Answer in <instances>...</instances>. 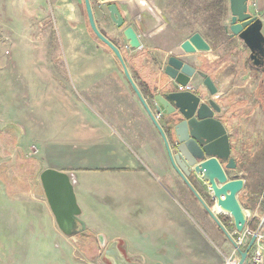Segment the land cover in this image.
Instances as JSON below:
<instances>
[{"label": "crops", "instance_id": "1", "mask_svg": "<svg viewBox=\"0 0 264 264\" xmlns=\"http://www.w3.org/2000/svg\"><path fill=\"white\" fill-rule=\"evenodd\" d=\"M2 1L0 10L4 18L0 22H54L61 51H45L42 44L37 47L39 51L32 52H41L43 66L20 73H16L13 50L7 53L14 75L5 86L0 84L3 93V97L0 95V147L5 153L22 158L36 155L41 173L51 168L69 174L75 191L79 185L75 171L100 173L106 182L103 188L108 185L106 180L120 179L123 187L117 185V188H124L123 192L117 195L102 192L99 203L105 207L113 202L117 211L115 218L107 216L105 221H97L94 217L97 211L91 205L78 204L80 220L87 231L97 236L98 249L103 250L102 264H238V252L200 202L205 211L202 219L179 209L181 205L175 199V205L169 200L168 195L173 199L171 190H174L189 206L187 187L171 164L160 133L116 56L84 30L81 24L86 22L84 0ZM90 2L99 30L121 51L132 79L156 114V96L165 92L164 69L168 58L182 56L187 63L199 66L200 54L185 56L181 44L196 32L207 42L209 39L198 29L189 31L175 25L174 19L164 12L163 0H113L129 21L126 27L133 26L139 35L142 47L133 50L123 36V29L117 28L106 9L105 5L112 0ZM258 4L264 30V0H258ZM228 44L230 51L219 49L213 57L218 69L212 74L206 73L218 89L215 99L230 116L224 124L234 137L237 169L228 174L231 179L238 177L245 182L239 201L247 213L246 228L256 219L264 234V74L250 66L249 51L241 41L228 36ZM233 45L245 49L248 68L239 69L238 63L243 59L231 49ZM212 51H215L213 47ZM65 60L67 66H63ZM14 77L21 85V98L18 96L16 101L12 100L19 94L13 86L16 85ZM200 80L191 84L193 90L200 89L196 87ZM46 91L53 92L52 98H48ZM50 103H62L69 110L55 120L62 126L57 133H52L56 132L54 127L52 131L41 130L44 122L39 115ZM159 122L168 132L165 118ZM64 135L68 141L59 144V136ZM159 150L164 153L162 159L158 156ZM5 163L0 161V167ZM41 173L38 184H41ZM174 177L185 188L182 195L181 184ZM12 181L0 178V264H59L60 259L55 257L60 254L59 242L52 246L54 242L39 241L42 235L56 241L62 236L44 191L30 193L28 180L13 181L16 185ZM208 206L212 207L213 203ZM217 216L225 221L230 234H234L233 220L225 215ZM106 223L113 225L112 231ZM237 236H234L236 243ZM99 237L102 238L99 240ZM262 247L264 254V241ZM52 250L56 252L52 254L54 259L40 254L36 256L38 263L29 262L30 252ZM245 264L250 263L246 260Z\"/></svg>", "mask_w": 264, "mask_h": 264}, {"label": "water", "instance_id": "2", "mask_svg": "<svg viewBox=\"0 0 264 264\" xmlns=\"http://www.w3.org/2000/svg\"><path fill=\"white\" fill-rule=\"evenodd\" d=\"M229 1L232 18L231 22L225 25V31L231 39L236 38L243 43L250 52V60H253L254 65L258 67L259 62L256 59L261 57L264 60L262 18L249 10V0ZM84 2L89 26L94 36L116 56L121 64L126 78L160 133L174 169L190 186L210 218L234 246L240 256L238 264H245L256 238L253 237L244 250L234 239V236L242 234L247 226V213L239 201L245 182L238 177L231 179L228 174L229 171H235L237 165L235 157L232 156L228 130L220 120L223 109L220 102L215 99L218 89L212 78L180 57L171 56L165 63V92L156 96V114H154L132 79L121 51L99 30L90 0ZM108 11L117 28L123 29V36L130 48L139 50L142 47L139 35L133 26L126 27L118 6L115 3L110 4ZM181 50L185 56H189L208 53L212 51V47L201 33L196 32L181 44ZM196 77L203 80L204 91L179 90V86L191 85ZM157 114L165 118L168 132L157 120ZM192 174L209 189L212 207L208 206L190 185L188 177ZM40 181L62 232L70 235L75 231L85 230V224L79 218L81 209L71 176L49 168L41 173ZM217 215H225L233 220L236 229L234 234H230Z\"/></svg>", "mask_w": 264, "mask_h": 264}, {"label": "rangeland", "instance_id": "3", "mask_svg": "<svg viewBox=\"0 0 264 264\" xmlns=\"http://www.w3.org/2000/svg\"><path fill=\"white\" fill-rule=\"evenodd\" d=\"M164 2V12L168 14L171 19H174V24H179L185 29L189 31L199 30L205 33L206 37L209 39L210 42H208L212 47L214 48V52L210 51L208 53H199V60L198 64L201 65V70L203 72H209L212 74L213 70L218 69V64H213V57L218 53L219 49H225V51H230V44H228V36L226 35L223 26L224 24H227L230 19V1L229 0H163ZM253 1V0H251ZM3 1L0 2V9H3ZM3 10H0V19H3L2 12ZM86 22L83 23L84 30L92 36V38H97L92 33V30L89 26L88 17L87 14H85ZM40 24H43V27H41ZM80 25V24H79ZM57 30L54 26V22H0V68H3L0 70V84L1 86H5V82H8L14 75L13 68L16 66V73H20L21 70H27V69H34V68H40L43 66V59L41 52L36 53L32 52V50H38L37 47H42V44H45L43 49L45 51H52L54 53L61 51V46L59 43L58 35L56 36ZM84 33V32H83ZM262 33L264 35V30H262ZM21 34V36H20ZM22 35L24 42L22 40ZM22 40V41H21ZM21 41V42H20ZM39 45H38V42ZM97 42L101 44L100 41L97 40ZM60 46V47H59ZM105 49L110 51L107 47L104 46ZM235 52H237V55L243 59L238 64H240L239 69H246L247 67V53L244 48H241L240 46L233 45L231 47ZM13 50V61L14 66L10 64L9 62V56L7 53H11ZM39 51V50H38ZM51 52V53H52ZM111 52V51H110ZM213 52V53H212ZM112 53V52H111ZM113 54V53H112ZM7 55V56H6ZM115 57V55L113 54ZM224 57V55H223ZM116 58V57H115ZM117 60V59H116ZM62 61V60H60ZM65 64L63 66H67L68 62H64ZM63 64V62H62ZM237 64V65H238ZM54 66V65H53ZM118 66L120 64L118 63ZM6 67V68H5ZM121 67V66H120ZM248 68V67H247ZM218 72V71H216ZM31 77V76H29ZM37 77V76H36ZM17 78V76H16ZM14 83L16 85H13L18 90V95L15 97H12L13 101L17 100V97L19 96L21 98L20 94V82L19 80L15 81L14 77ZM4 84V85H3ZM36 84V83H35ZM34 84V85H35ZM9 84H7V87ZM200 90H205V88L201 85ZM12 94V93H11ZM46 94L49 96L48 98H52L53 92L52 91H46ZM1 97H3V93L0 92ZM33 95V92H30V96ZM5 97V96H4ZM217 97V96H216ZM47 100V99H46ZM4 102V101H3ZM18 102V101H17ZM55 103H50L46 105L45 109L43 110V113H41L39 118L42 119L44 122V125L41 126V130L43 132H46L47 130H51V127L55 128L56 130L61 131L62 126L55 123V120L58 118V115L63 116L64 112H69L68 108L63 106L62 103L55 104L57 106H53ZM37 110V109H36ZM52 131V130H51ZM59 131H52V133H57ZM46 134V133H45ZM0 136H2V133H0ZM2 137H0L1 139ZM33 143H37L36 138H32ZM56 139V138H55ZM59 144L64 143V141H68L66 136H59L58 138ZM8 141V140H7ZM55 142H58L55 140ZM1 143V140H0ZM9 143V141L7 142ZM30 145V142H28ZM69 144V143H68ZM61 146H65L62 144ZM62 149V148H61ZM60 149V150H61ZM162 152V151H161ZM31 154V153H30ZM158 156L161 157L164 156V153H160V150L158 152ZM155 156V154H152ZM23 158L18 154H7L4 152L3 148L0 147V161L6 162L3 167H0V178L2 181L4 180H13L14 182L17 180H23V181H29L30 187V193L35 194H43V190L41 187V184H38L39 181V174L41 173V165L37 161L36 155H27ZM75 174L78 178L79 185L76 188V197L78 204L81 206V203H87L88 206L91 205L92 209L96 210L97 213H94V217H96L98 220H106L107 216L115 218L116 214V205L113 202H109L107 206L101 207L99 205L100 203V197L102 195V192L110 193V195L114 192L116 195L119 191L123 192L124 188H117V185L119 187H123L122 183L119 180H106L108 185H105L103 188L102 184H105L106 182L102 178L100 173H97L95 171H75ZM176 178V177H174ZM12 181V182H13ZM177 183L179 184V179L176 178ZM13 182L14 185H16ZM18 184V183H17ZM179 187V193L185 192V188L183 187V184L180 183ZM32 187L33 191H32ZM181 188V189H180ZM173 191V199H171L170 195L166 194V196H169V200H173V204L175 205V201L179 202L181 205V208L183 209L187 214L196 217L199 216L202 219V216L205 217V211L201 208L202 206L198 203V201L194 200L190 194H186L188 199L190 200L189 206L185 203L183 199L180 198L178 194H176ZM167 196V198H168ZM83 199H85L83 201ZM175 199V201H174ZM83 201V202H82ZM175 202V203H174ZM183 211V212H184ZM108 212V213H107ZM264 214V209L262 211V215ZM191 216V215H190ZM262 219V218H261ZM208 220V219H207ZM208 222V221H207ZM114 224L116 225V219L114 220ZM103 228H105L104 223H102ZM109 225V230H113V225ZM214 226V225H213ZM216 226V225H215ZM107 230V228H106ZM48 236L42 235L41 239L39 241H46L48 242H54L55 244H52V246H57V242L60 244V254L55 255V257L60 259L59 264H102V257L103 250L98 249L99 241L97 240L96 235H92L89 231L86 229L80 232H74L73 234L67 235L64 232H62L61 240L56 241L55 239L52 240V237L47 238ZM48 239V241L46 240ZM100 240V238H99ZM56 254L55 251H43V252H30L29 262L30 263H38L37 255L40 257V254H43L44 257H47L50 255L52 257V254ZM105 254V252H104ZM53 258V257H52ZM54 259V258H53ZM56 261V260H55ZM41 262V261H39ZM48 262V261H45Z\"/></svg>", "mask_w": 264, "mask_h": 264}, {"label": "flooded vegetation", "instance_id": "4", "mask_svg": "<svg viewBox=\"0 0 264 264\" xmlns=\"http://www.w3.org/2000/svg\"><path fill=\"white\" fill-rule=\"evenodd\" d=\"M113 3H115V2H111L110 4H113ZM110 4H106L105 6H106V9H107V11H108V6L110 5ZM117 6H118V4L117 3H115ZM118 8H119V6H118ZM119 10H120V8H119ZM249 10L252 12V8H251V0H249ZM121 12V11H120ZM108 13H109V11H108ZM122 14V13H121ZM231 15V14H230ZM109 16H110V13H109ZM123 16V15H122ZM261 16V15H260ZM111 18V17H110ZM123 18H124V21L125 22H129L128 20H126V18L123 16ZM231 16H230V19H229V21L228 22H231ZM112 20V19H111ZM113 22V21H112ZM228 24V23H227ZM227 24H224V26H223V29H224V31H225V25H227ZM225 33H226V31H225ZM228 36H230L228 33H226ZM248 50V49H247ZM249 51V50H248ZM180 58L182 59V60H184L183 59V57L182 56H180ZM257 62H259L258 64H259V66L257 67V66H255L254 65V61L253 60H250V52H249V55H248V61H249V64H250V66L254 69V70H256V71H258V72H260V73H263L264 74V60L261 58V57H258L257 59ZM185 61V60H184ZM186 62V61H185ZM192 66H194V67H196L198 70H201V65H199V66H197V65H195V64H192ZM202 71V70H201ZM197 79H199V77H196L194 80H193V82L195 83L196 82V80ZM201 82L200 83H198L197 85H196V87H200L201 85H203V80L201 79L200 80ZM196 88H194V90H195ZM222 109H223V106H222ZM228 115L229 114H227V112H226V110H224L223 109V113H222V115L220 116V120L221 121H223L224 123H225V120H229V118H230V116L228 117ZM226 117H228V118H226ZM226 129H227V127H226ZM228 130V129H227ZM228 133H229V138H230V144H231V148H232V156H233V152H234V149H235V146H236V144L234 143V137H233V135L230 133V130H228ZM234 157V156H233ZM176 171V170H175ZM177 173V172H176ZM178 174V173H177ZM179 175V174H178ZM180 177V176H179ZM181 178V177H180ZM181 180H182V178H181ZM188 181H189V183H190V185L192 186V188L198 193V195L205 201V203L208 205L209 203H212V196H211V193H210V191H209V189L207 188V186L204 184V183H202L200 180H198L197 179V177L196 176H194L193 174L190 176V177H188ZM182 182H183V184L187 187V190H188V192H187V194H190V196L194 199V200H197L198 201V199L196 198V196H195V194L193 193V191H192V189L190 188V186H188L183 180H182ZM187 197V196H186ZM206 200H208V202L206 201ZM199 202V201H198ZM205 210V209H204ZM220 220H221V222H222V224L227 228V224L225 223V221L222 219V218H220ZM218 227V226H217Z\"/></svg>", "mask_w": 264, "mask_h": 264}, {"label": "built area", "instance_id": "5", "mask_svg": "<svg viewBox=\"0 0 264 264\" xmlns=\"http://www.w3.org/2000/svg\"><path fill=\"white\" fill-rule=\"evenodd\" d=\"M251 8L253 14L260 16L258 0L251 1ZM179 90L193 91V86L191 85H188L187 87L179 86ZM156 118L158 121H160L162 119V115L157 114ZM253 237L256 238V241L252 249L250 250L247 260L249 261L250 264H263L264 254H263L262 242L264 241V234L262 233L261 228H259L256 231L250 230L249 228H245L243 233L237 236L236 238L237 244L240 248L245 249L250 239H252Z\"/></svg>", "mask_w": 264, "mask_h": 264}, {"label": "trees", "instance_id": "6", "mask_svg": "<svg viewBox=\"0 0 264 264\" xmlns=\"http://www.w3.org/2000/svg\"><path fill=\"white\" fill-rule=\"evenodd\" d=\"M93 33V32H92ZM98 40V39H97ZM99 41V40H98ZM102 44V43H101ZM105 46V45H104ZM106 47V46H105ZM227 220H229L230 218H226ZM259 226H260V221L259 220H256L254 219L250 225H249V229L250 230H253V231H256L259 229Z\"/></svg>", "mask_w": 264, "mask_h": 264}]
</instances>
